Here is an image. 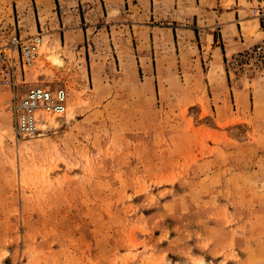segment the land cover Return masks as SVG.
Masks as SVG:
<instances>
[{
    "label": "rangeland",
    "instance_id": "374dc122",
    "mask_svg": "<svg viewBox=\"0 0 264 264\" xmlns=\"http://www.w3.org/2000/svg\"><path fill=\"white\" fill-rule=\"evenodd\" d=\"M0 264H264V0H0Z\"/></svg>",
    "mask_w": 264,
    "mask_h": 264
},
{
    "label": "built area",
    "instance_id": "2783aa9c",
    "mask_svg": "<svg viewBox=\"0 0 264 264\" xmlns=\"http://www.w3.org/2000/svg\"><path fill=\"white\" fill-rule=\"evenodd\" d=\"M37 40L38 38H36L34 42H38ZM22 46L23 58L27 63L29 59H32L35 56L36 45L31 44ZM261 48L262 47H257V49ZM66 98V90L62 87L49 89L34 86L29 88L25 95L14 104V114H21V117L16 116L19 130L28 133L36 129V125H34L35 120H33V118H35L34 111L37 109V106H42L41 113L53 114L63 112ZM22 112L24 114L32 113L33 117L23 116Z\"/></svg>",
    "mask_w": 264,
    "mask_h": 264
},
{
    "label": "bare ground",
    "instance_id": "6f19581e",
    "mask_svg": "<svg viewBox=\"0 0 264 264\" xmlns=\"http://www.w3.org/2000/svg\"><path fill=\"white\" fill-rule=\"evenodd\" d=\"M39 57L41 59H46L49 61V63L58 71L62 72V73H66L68 71V68L71 70L69 63L66 62L60 54H58L56 52V50H51L46 48L44 45L41 47L40 51H39ZM31 59H29V61L27 63L30 62ZM25 61V60H24ZM21 99V98H20ZM65 107H66V101H65ZM64 107V111L60 112V113H53V114H47V113H41L42 111V106H37V109L34 111V116L35 118H33V120H35V124L37 125L36 122L39 121V119L41 117H43L44 115H47L46 118H48V120H50L53 124L57 123L58 121H60L64 115H68L71 111L70 107L68 106L67 108ZM23 113V112H22ZM15 115V114H14ZM17 117H21V114L19 115H15ZM23 116L26 117H33L32 113H23Z\"/></svg>",
    "mask_w": 264,
    "mask_h": 264
},
{
    "label": "crops",
    "instance_id": "0c3cea01",
    "mask_svg": "<svg viewBox=\"0 0 264 264\" xmlns=\"http://www.w3.org/2000/svg\"><path fill=\"white\" fill-rule=\"evenodd\" d=\"M234 5H236V4H234ZM240 4H237L236 6H235V8H234V6H233V9H232V11L231 12H228L227 14H233V15H235L236 13H238V12H240L241 11V9H242V7L241 6H239ZM234 25H236V23H234ZM28 29H25V30H28V31H32L33 29H36L37 30V23H36V21H34V23H31V22H29V27H27Z\"/></svg>",
    "mask_w": 264,
    "mask_h": 264
}]
</instances>
